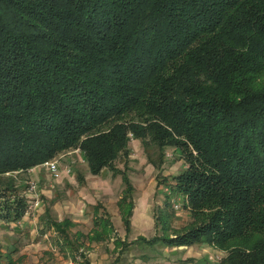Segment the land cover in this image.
I'll use <instances>...</instances> for the list:
<instances>
[{"label":"trees","instance_id":"obj_1","mask_svg":"<svg viewBox=\"0 0 264 264\" xmlns=\"http://www.w3.org/2000/svg\"><path fill=\"white\" fill-rule=\"evenodd\" d=\"M132 139L165 195L136 244L264 264V0H0V220L24 216L29 169L79 148L92 174L122 175L129 227ZM170 149L186 163L171 179Z\"/></svg>","mask_w":264,"mask_h":264},{"label":"crops","instance_id":"obj_2","mask_svg":"<svg viewBox=\"0 0 264 264\" xmlns=\"http://www.w3.org/2000/svg\"><path fill=\"white\" fill-rule=\"evenodd\" d=\"M62 154L60 157H56L58 160L56 173L43 163L27 171L28 190L26 194L31 197V200L20 220L13 222L1 220L0 264H65L78 256L81 258L80 264H112L118 257L121 258V264H149L150 260L162 256L164 259H170L168 260L170 263L173 260L172 254L181 253L183 247L184 249L193 247V245L170 247L161 244L135 243L141 237L151 239L156 233L150 238L141 234L132 240L127 237L115 236L113 221L107 215V203L96 198L93 193L96 195V192L101 190V195L105 198L114 197L120 186H114L107 182V169L98 175L92 174L79 148ZM62 156L67 157L65 160H67L69 169L60 168ZM54 175L57 176L56 180L53 178ZM118 176H121L119 183L122 184L121 174L113 175V178ZM52 180L56 181L55 184L49 183ZM75 181L79 182L80 186H76ZM32 182L36 184L35 192L29 191ZM125 188L124 185V189L119 190L116 205L120 213V220L125 225L128 234L132 226L135 225L134 220L140 208L138 207L139 197L135 196L136 188L132 182L133 207L130 225L127 227L120 206ZM36 201L39 203L36 204ZM154 214L155 209L153 215L150 211L139 218L140 224L142 223L145 230H149L152 226L156 227ZM85 217L91 218L93 221V227L89 231H85L82 227L86 222ZM64 220H67L68 224L63 226L62 232L55 226V222L60 223ZM100 220L109 223L110 231H104ZM66 239L72 241L73 244L67 245ZM110 241L113 246L109 244ZM134 250L143 252L134 254ZM109 254L111 256L115 254L114 259L110 258ZM170 264L176 263L173 261Z\"/></svg>","mask_w":264,"mask_h":264},{"label":"rangeland","instance_id":"obj_3","mask_svg":"<svg viewBox=\"0 0 264 264\" xmlns=\"http://www.w3.org/2000/svg\"><path fill=\"white\" fill-rule=\"evenodd\" d=\"M131 145L133 147L134 152L131 154L130 157V163H129L130 169L127 171L129 177L131 178L136 188L135 196L137 198L139 197L138 207L140 208V211L139 213H137L136 219L134 220L135 225L132 226V229L128 234L125 225L120 220V213L116 205L118 192L119 190H121V188L124 189L123 183L122 184L119 183L121 181V176H118L117 178H113L114 175L113 170L107 169L108 172V176L106 178L107 182H109L114 186H120L117 194L114 197L105 198L104 196L101 195V190H98L96 192V195L95 193H93V195L96 198L103 200L104 203H107L106 204L108 206L106 207V209H108L107 215L110 216L111 221H113L114 235L118 237H127L132 240L133 238L141 234L150 238L155 233H157V228L155 226H152L149 230H145L142 223L140 224L139 218H141L147 212L150 213V211H151V215H153L154 209L158 205L161 207L164 206L165 195L162 191H160L161 189L159 188V186H157L158 171L154 168L153 165H151L148 162L146 153L141 145V142L137 139H132ZM151 152H153L152 148H151ZM180 154L181 152L177 149H170L167 153L163 174L169 177L170 179L173 175L178 174L186 166V163L180 157ZM61 155L63 154L61 153L59 157ZM66 156H62V158H60V165H61L60 168L61 169L64 168L65 170L66 168H68L66 162L67 160H65V158H67ZM115 164L116 166H118V168L121 169L125 168L124 166L125 164L121 161H116ZM56 177L57 176L53 178L55 179ZM55 180L49 181V183L52 182L53 184H55L56 182ZM77 181H75L76 183L74 182V184L76 186H80V183ZM177 199H178V203H176L173 206L174 208L172 209L170 208L169 211L170 212L173 211L175 213V216L172 218V226L174 230L183 231L186 227H189V225L193 220L189 208L185 207L183 204L182 197H177ZM84 219L86 222L84 223V225H82V227L85 231H89L93 227V221L91 218L88 219L87 217H85ZM109 244L113 246L112 241H110ZM181 250H182L181 253L172 254L173 260H171L170 263H173L174 261V263L176 264H220L222 258L226 255L225 250H221L214 246H211L207 241H204V243L202 244L196 243L193 245V247H188L187 249H184L183 247L181 248ZM142 252H143L142 250H134L133 253L141 254ZM114 256L115 254L112 256L110 255V258L114 259ZM191 259H193V261H191ZM168 260L164 259V256H162L155 258L154 260L153 259L150 260L149 264H165V263L170 264ZM189 260L191 262H188Z\"/></svg>","mask_w":264,"mask_h":264},{"label":"built area","instance_id":"obj_4","mask_svg":"<svg viewBox=\"0 0 264 264\" xmlns=\"http://www.w3.org/2000/svg\"><path fill=\"white\" fill-rule=\"evenodd\" d=\"M44 165H46L48 168L51 169L52 172L56 173L58 170V160L57 158H53L51 160L43 162ZM36 189V184L32 182L29 186V191L30 192H35ZM39 201H36V204H38ZM178 206V205H176ZM80 256H78L76 259H72L67 261L65 264H80Z\"/></svg>","mask_w":264,"mask_h":264}]
</instances>
